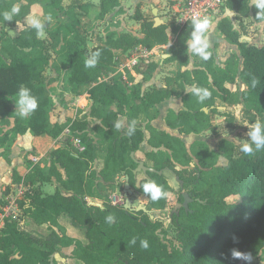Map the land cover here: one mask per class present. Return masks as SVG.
<instances>
[{
    "label": "trees",
    "instance_id": "16d2710c",
    "mask_svg": "<svg viewBox=\"0 0 264 264\" xmlns=\"http://www.w3.org/2000/svg\"><path fill=\"white\" fill-rule=\"evenodd\" d=\"M62 1L0 0V13L10 10L13 4H20L21 8L12 21H5L0 15V122L4 128L7 126L3 129L0 125V147L9 151L17 136L29 132L35 136L36 145L46 152L47 159V169L38 158L25 162L28 171L24 175L13 171L11 185L16 189L22 184L26 190L16 200L17 217L5 219L0 228V264H50L51 255L64 247H72L70 257L82 264H247L232 259L230 250L250 253L252 259L264 252V150L248 156L239 151V143L221 136V130L233 129L238 118L230 109L219 111L216 105L220 101L239 106L241 120L249 128L257 120L264 123V44L240 40V29L264 21L257 15L259 10L250 5V0H225L224 9L236 12L239 28L235 29L231 20L223 17L218 22V31L228 43L237 46L238 53H228L224 62L218 64L215 51L210 48L208 60L200 59L185 69L190 21L178 26L173 18L156 24L137 5L132 18L140 24L141 36L109 31L103 41L91 48L79 19L67 25L63 44L54 52L68 70L73 91L81 93L87 89L92 103L89 115L97 121L93 130L106 142L105 155L94 164L88 121L50 120L52 94L44 84V72L51 60L48 36L56 31L57 23L46 30L45 38H38L36 30L27 23V17L37 12L56 19ZM119 4L120 0H100L97 17L103 18ZM18 23L23 28L17 35L4 30ZM170 34L175 35V42L165 60H176L178 69L167 76L166 87L142 89L141 81L134 82L129 73L125 80L116 71L117 52L125 53L138 45L151 49L157 44H167ZM96 51L99 57L95 66L85 67V59ZM157 66L154 60H149L134 70L145 80ZM253 80L257 81L255 87ZM239 81L245 85L243 90L231 91L227 87ZM192 84L208 89L210 96L200 102L185 92L181 100L186 109L170 110L166 123L179 134L200 136L211 132L219 137L215 150L204 140L187 145L179 135L156 129L149 123L144 127L147 135L137 123L134 133L127 134L129 124L140 114H146L149 120L157 115L156 106L171 94L172 85L184 91L185 85ZM21 85L29 88L38 102L37 109L26 118L17 114L13 102ZM218 113L224 119L213 124L211 114ZM121 116L126 119V126L117 130L114 124ZM66 128L79 139L84 147L82 152L73 146L70 136L60 139ZM54 140L57 146L50 147ZM144 141L151 150H142ZM33 154L38 156L35 150ZM138 161L154 171L134 173ZM167 172L181 183L177 201L183 202L184 191L190 197L187 208L177 207L170 216L176 244L161 240L162 220L151 218L143 210H127L124 203L104 202L99 204L102 211L87 200L97 185L114 187L116 178L124 177L145 207L157 212L166 207L167 196L174 190ZM52 179L56 181L55 191L43 193L42 183ZM146 179L155 181L166 195L151 200L142 189ZM229 198L233 200L229 202ZM2 199L0 204L4 202ZM109 214L114 216L112 223L106 222ZM61 218L78 228L83 239L68 234ZM42 225H47L46 233L31 229ZM133 238L134 244L130 243ZM141 240L148 242L146 249L141 247ZM256 264H264V260Z\"/></svg>",
    "mask_w": 264,
    "mask_h": 264
},
{
    "label": "crops",
    "instance_id": "0c3cea01",
    "mask_svg": "<svg viewBox=\"0 0 264 264\" xmlns=\"http://www.w3.org/2000/svg\"><path fill=\"white\" fill-rule=\"evenodd\" d=\"M99 1L100 0H63L62 10L58 13V16L56 17V19H52V21H42L44 29H45V37H47L46 30L48 28H51L53 25L57 23V25L54 28L56 31L52 34V36L50 37L48 36V38L51 39L50 49L57 50L61 47V45L63 44V35L65 31H67L66 26L70 25V23L76 18L80 20L81 27L85 31L88 48H91L92 46L97 45L101 41H103L107 32L109 31H114L117 33L131 32L135 35L141 36L140 24L132 18V14H133L132 12L136 9L137 5H139L141 12L144 14L143 7L146 5V3H150L153 14H156V11H159V7H160L159 5L160 0H120L119 6L112 9L103 18H98L97 15L99 14V11H100L98 7ZM81 6L84 7L83 11H81L82 10ZM130 6L131 8H129ZM35 14L36 15L34 16H37L40 18L43 17L41 15H38L39 12ZM223 17H227L228 19H230L235 29L239 28V20L236 18V12L232 9H227V8L224 9V11H222L220 16H217L216 18L214 17L211 20L212 25H211V29L208 32L207 36L210 41V48L214 49L215 51L216 62L218 64H222L224 62V59L228 53L232 51H235L238 53L237 46L234 44L228 43L218 31V22ZM155 18H153L154 21H155ZM158 18L161 22L164 21L160 17ZM85 23H87L86 25L88 24L91 25L89 27V35L87 34L88 31L86 29ZM102 27H104V30H102V33L99 34L97 29H100ZM247 28H248L247 33L240 34V40L246 41L249 44L257 45L254 42H252L253 40L252 35H256L252 31V29L260 28L259 31L262 32L263 30L264 32V21L258 22V23L254 22L248 25ZM92 34H94L93 37L91 36ZM55 37H56V41L54 42ZM174 42H175V35L170 34L168 37L167 44H164V45L157 44V45H154L151 49L146 48L148 51L146 62H141L140 64H136V65H130V60L134 57V51L139 50L140 47L142 46L138 45L128 50L125 53L117 52L116 71L122 73L123 79L125 80L127 78V74L129 73L133 77L134 82L141 81L142 89H147L149 87H157V88L166 87L167 86V83H166L167 76H169L170 74H172L178 69V62L176 60L174 61L165 60L166 58L170 57L171 53H169L168 51ZM263 44L264 43H260L258 44V46L263 45ZM149 60H154L158 64V66L155 69V71L152 72V74L147 79L144 80L143 76L140 73L135 72L134 69L135 67H138L142 64H146L147 62H149ZM199 60H200L199 58L191 57L188 55V65L187 67L186 66L183 67V69L193 67V65L196 64ZM129 84H131V82ZM237 84H241V88L239 89V91L245 88L244 83L241 81H239L238 83H234V84H227V87L231 91H234L238 89L236 88ZM184 93L185 91L180 90L175 85H172L171 94L167 98H165L162 102L157 104L156 106L157 115L154 118L149 120L147 119L146 114L144 113L140 114V116L136 120V123L141 126V128L145 131L146 135L147 133L144 127L147 123H149L152 127L156 129H160V130L169 132L171 134L179 135L184 141H186L187 138L199 136V135H193V134H188V135L179 134L175 129H171L166 123V115L170 110L174 112H178L181 109H184V106L181 100V97ZM219 103L220 101L216 102L217 107H219L218 106ZM72 106H73V109L66 111L65 119L63 121H59V123L65 122L68 119L82 118L83 115L85 114L87 115L86 117H83V118H85L87 121H90V119H92L94 121V124L97 122L95 119L91 118L89 115L92 103L89 99L87 89H84L81 93H76L75 95H73ZM233 106L235 107L236 105H233ZM222 109H225L228 111L230 109V106L227 104H224V106H222ZM216 115H220V114L218 113ZM121 118H122V122L124 123L126 119L123 116H121L119 120ZM211 121L213 124H216V123H221L223 120L214 121L213 118L211 117ZM207 133H211V132H206L205 134ZM89 134H90V137L93 139V144H94V156H95L94 164H97L99 159L103 158V156L105 155L106 142L93 129H92V132H89ZM203 135H200V137H202ZM66 136H70L71 140L73 138L71 133L65 134L63 132L60 139H63ZM23 140L25 141L24 144H23ZM20 145H24V146H20ZM52 145L57 146V143L55 140L49 143L50 147ZM141 148L144 151H148L152 149L151 147L147 145L146 141H144L141 144ZM34 150L38 153V156H35L33 154ZM3 151L4 149L0 147V198H3L5 200L9 194L13 193L12 190L15 189V187L11 185L13 171L15 170L18 174L24 175L28 171L27 165L25 164V162H27L28 160L37 161L38 158H41L43 160L46 152L42 151L40 147L36 145L35 136H33L29 132H26L24 135L17 136L16 139L13 141V143L10 145V149L7 154L8 161L6 160V157L4 156V154H2ZM7 186L10 187L8 190V193L3 194ZM41 189L43 193H53L56 189V181L52 179V181L50 182L42 183ZM170 197L171 195L169 194L167 196V202L170 200ZM92 199L93 200L98 199V198L96 199L95 191L92 196L88 197L87 200L90 203H92ZM1 206L2 204H0V208ZM61 221L68 234L74 237H77L79 239H83V233L79 231L78 228L72 226L68 220L65 221L63 220V218H61ZM42 226H46V231L44 232L46 233L47 225H42ZM0 228H1V224H0ZM31 229L38 230L37 228H31ZM71 251H72V247H64V248L58 249L56 252H54L51 255L50 264H82L78 260L70 257Z\"/></svg>",
    "mask_w": 264,
    "mask_h": 264
},
{
    "label": "rangeland",
    "instance_id": "374dc122",
    "mask_svg": "<svg viewBox=\"0 0 264 264\" xmlns=\"http://www.w3.org/2000/svg\"><path fill=\"white\" fill-rule=\"evenodd\" d=\"M179 0H160V7H159V11H156V14H153L152 9H151V5L150 3H146V5L143 7L144 10V14L147 17H160L161 19H163L164 21H172L173 20V12H172V5L177 3ZM153 6V5H152ZM131 8V6L129 7ZM155 8V6H154ZM224 11V9H223ZM134 12V11H133ZM132 12V13H133ZM220 16V15H219ZM87 23H85L86 25ZM134 24V23H133ZM91 25L88 24L86 25V29L88 31V35H89V27ZM23 28L22 24H17L15 27H8L6 26L4 28V30L10 34V35H16L21 29ZM102 30H104V27L97 29L98 33L101 34ZM242 33H247L248 32V28L247 29H240ZM260 28H253L252 31L256 34V35H252V42H254L255 44H260V43H264V33L263 30L262 32L259 31ZM259 31V32H258ZM94 34H92L91 36L93 37ZM58 37V36H56ZM56 37L54 42L56 41ZM51 60H50V64L49 66L46 68L45 72H44V84L47 85V87L49 88V91L51 92V96H52V107L50 110V120L51 122H59V121H63L65 119V114L66 111L68 110H72L73 106H72V102H73V95L76 94V92L73 91V89L71 88L69 82H68V70L65 68L64 65H62L57 59H56V54L54 52V50H51ZM235 88V87H233ZM238 89L241 88V84H237ZM218 110L219 111H225V109H222V106H224V104L219 103L218 105ZM230 106V110L235 114V116L238 118V121H236V126L233 129L230 128H223L221 130V136L227 137L231 140H233L236 143H239L241 140H246L247 137V132H248V128L249 125H247V123H244L241 120V109L239 106H233V105H229ZM87 114L83 115V117H86ZM82 116V114H81ZM82 117V118H83ZM211 117L213 118L214 121H222L224 119L223 116L221 115H216V114H211ZM122 126L124 127L126 126V121L123 123L122 122V118L120 119ZM89 126V132H92V129L94 128V121L92 119H90V121H88ZM0 125H4L2 122H0ZM7 127V126H6ZM5 127V128H6ZM3 129H5L2 126ZM218 136L212 134V133H207L205 135H203L202 137L200 136H195V137H191V138H187L186 139V144L190 145L194 140H204L205 142H207V144L209 145V147L211 149H216V144H217V140H218ZM24 140H23V144H24ZM20 146H24V145H20ZM3 148V147H2ZM4 151L2 152V154H4V156H7V151L8 149H6L5 147L3 148ZM43 164H44V169H47V159L46 157L43 158ZM166 176L169 180V182L173 185L174 190L172 191V193L170 194V200L167 202L166 207L162 210H158L157 212H151L152 214V218L153 219H161L163 222V229L162 231H159V237L161 238L162 241H164L165 243H173L176 244L177 242L175 241V232L173 230V228L171 227V223H170V216L173 210H175L177 208V204L179 203L177 201V196L179 195V187L181 186V183L176 180L175 175H173L170 172L166 173ZM124 184H125V179L124 177H118L116 178V180L114 181V187L112 186H100L97 185L96 186V190H95V196L97 200H93L92 199V203L94 204H103L104 202H108L111 204H116V200L117 198H121L122 201L124 199L123 196V190H124ZM13 193L15 194V189L12 190ZM184 194H187L186 191L183 192ZM130 198L132 199V206L133 207H137L138 205H143L145 206V203L136 195V194H131ZM99 200V201H98ZM233 200V198H229L228 201L231 202ZM124 203V201H123ZM38 229V231L44 233L46 231V226H42V227H36ZM264 260V252L259 253V255H257L256 257H254L250 264H256L259 261Z\"/></svg>",
    "mask_w": 264,
    "mask_h": 264
},
{
    "label": "clouds",
    "instance_id": "9594fccd",
    "mask_svg": "<svg viewBox=\"0 0 264 264\" xmlns=\"http://www.w3.org/2000/svg\"><path fill=\"white\" fill-rule=\"evenodd\" d=\"M250 5L255 9L259 10L257 15L260 18H264V0H250ZM20 4H13L10 10L0 13L3 20L12 21L15 15L20 13ZM42 21H52V16L46 15L42 18L37 16H28L27 23L36 30V35L38 38L45 37V29ZM192 30L188 39L185 41L186 50L189 56L196 57L201 60H208L211 56L210 52V41L208 39V32L211 29L212 21L210 17L201 16L200 14L193 15L190 18ZM99 57V52L90 53V58L85 59V67H94L97 63ZM190 66V65H189ZM187 67V66H186ZM257 81L253 80V87L256 86ZM184 91L190 93L192 96H195L198 101L203 102L210 96L208 89L198 86L196 84L185 85ZM14 105L17 114L26 118L30 116L38 107V102L35 96L31 94V90L24 85H21L14 97ZM122 124L120 120H117L114 124V127L119 130ZM136 126V121L133 120L128 127L127 134L130 136L134 133ZM248 140H241L239 142V151L245 155L251 156L255 152L264 150V123L257 120L249 128L247 132ZM143 192L148 194L151 200L155 201L160 199L162 196H165L166 193L162 190V187L157 185V183L151 179H146L142 184ZM97 207H101L97 204ZM103 211V208L101 207ZM106 222L112 223L114 221V216L109 214L106 216ZM235 240V237H233ZM130 243H135V238H133ZM141 247L147 248L148 242L146 240H141ZM231 258L237 260L246 261L247 264H250L252 260V255L250 253L241 252L236 249H231Z\"/></svg>",
    "mask_w": 264,
    "mask_h": 264
},
{
    "label": "built area",
    "instance_id": "2783aa9c",
    "mask_svg": "<svg viewBox=\"0 0 264 264\" xmlns=\"http://www.w3.org/2000/svg\"><path fill=\"white\" fill-rule=\"evenodd\" d=\"M225 0H179L177 3L172 5L173 17L175 19V24L181 26L186 21H190L193 15L200 14L201 16L210 17L211 20L219 16L224 9ZM148 56V51L145 47H140L139 50L134 51V57L130 60V65L140 64L141 62H146ZM65 134H70L68 128L64 130ZM73 146L78 152H82L84 147L81 145L78 138L73 137L71 140ZM26 188L20 184L16 190L15 194L11 193L4 200L0 208V224L1 227L5 219L15 218L18 215V207L16 200L21 198ZM124 201V199H123ZM121 198H117L116 204H123Z\"/></svg>",
    "mask_w": 264,
    "mask_h": 264
},
{
    "label": "water",
    "instance_id": "95a60500",
    "mask_svg": "<svg viewBox=\"0 0 264 264\" xmlns=\"http://www.w3.org/2000/svg\"><path fill=\"white\" fill-rule=\"evenodd\" d=\"M155 23L156 24H159V23H162L158 17L155 18ZM165 56V55H164ZM184 109H186L184 107ZM205 111H207L206 108H204ZM133 155V154H132ZM154 171L153 168L151 167H148V166H145L144 162L143 161H138V165L137 167L135 168L134 170V173L136 172H139V171ZM127 179V178H126ZM176 180H178V178L176 177ZM133 193L132 189L130 188V185L126 182L125 183V187H124V190H123V196H124V208L127 209V210H135V211H138V210H143L147 213L150 214V217L152 218V214L150 210H148L145 206L143 205H138L137 207H133L132 206V199L130 198V195ZM184 200L182 203H178L177 204V207H180V206H184L185 208H187V205H188V202L190 201V197L188 194H184Z\"/></svg>",
    "mask_w": 264,
    "mask_h": 264
}]
</instances>
